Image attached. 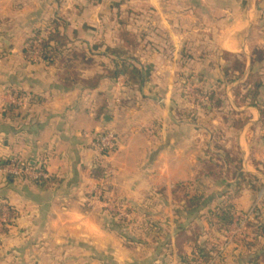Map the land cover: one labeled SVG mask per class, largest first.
I'll return each mask as SVG.
<instances>
[{"label": "crops", "instance_id": "0c3cea01", "mask_svg": "<svg viewBox=\"0 0 264 264\" xmlns=\"http://www.w3.org/2000/svg\"><path fill=\"white\" fill-rule=\"evenodd\" d=\"M119 1L0 0L1 218L7 215L0 264H144L112 228L103 195L99 201L93 191L110 175L107 188L123 203L141 207L160 191L168 198L177 183L199 174L211 143L241 162L239 174L264 182V0H153L156 15L174 16L171 28L160 26L170 31L171 53H143L139 77L121 89L110 80L94 90L67 89L54 67L28 53V43L55 20L67 21L68 34L87 46L121 48L113 22ZM196 15L200 29L183 20ZM193 30L208 32L201 44L215 48L214 59L196 60L198 71L189 64L195 59L172 53L174 37ZM181 39V46L191 45ZM223 53L246 61L235 82H228ZM251 73L262 81L255 106L235 95ZM179 83L202 95L215 92L224 103L206 112L184 106ZM105 130L117 134L119 146L99 159L91 142ZM14 157L41 166L48 181L6 176L1 164Z\"/></svg>", "mask_w": 264, "mask_h": 264}, {"label": "rangeland", "instance_id": "374dc122", "mask_svg": "<svg viewBox=\"0 0 264 264\" xmlns=\"http://www.w3.org/2000/svg\"><path fill=\"white\" fill-rule=\"evenodd\" d=\"M91 1H95L97 4L105 2V0ZM152 1L120 0L114 4L116 9L113 22L117 29L116 38L119 40L123 30L129 32L134 39V46L129 51L106 47L103 43L100 45L99 42L94 47L87 46L84 42L77 41L76 36L68 34L67 21H62L60 23L61 33L66 35L69 43L64 54H58V60L63 57L71 59L74 71L85 80H91L100 75L103 76L101 83L105 80L115 81L118 89L132 84L133 80L139 77L143 66L141 60L143 53L146 51L147 53L154 51L171 53L170 31L168 29L163 31L161 27L171 28L168 19L174 18V16L156 15L151 4ZM184 17L186 19L183 18V20L191 22L193 27L201 28L199 25L201 16ZM181 33L182 36L174 37L176 47L172 48L174 50L172 53L174 54L176 51L178 57H180V53H184V57H188V60L195 59L192 64L189 63L193 71L200 69V64L195 63L196 60L214 59L212 55L215 53V48L212 45L201 44L202 39L209 38L208 32L193 30L187 34L186 32ZM42 35L47 36V34ZM42 35L35 37L41 39ZM101 37H105V35ZM182 37H187L191 45L181 46ZM75 39L76 41H74ZM30 44L27 45L28 53L39 59V42H34L32 51L29 49ZM74 51L84 53L86 59L81 57L73 59L72 52ZM178 65L180 66V63ZM62 68L63 72L67 71L64 65ZM124 70H127L125 71L127 75ZM118 71H122L124 74L114 77ZM181 80H186V78L182 77ZM178 87L184 106L190 104V106L201 108L203 112H206V107L211 106L208 95L200 94L193 84L188 83L186 88H182L184 86L179 83ZM216 100H219L221 104L224 103L221 97ZM213 105L215 104L213 103ZM218 109L215 108L216 111ZM104 132L107 131H102L98 135ZM113 133L116 135L117 146H119L117 134ZM208 149L211 155L209 160L219 162V165L224 169V175L219 181L204 180L202 182L198 176H195L187 182L177 183L170 197L167 198L165 193L160 191L154 199L151 198L152 200L147 201L141 207L123 203L112 197L113 194L107 188L109 184L111 185L110 175L107 185L98 186L93 191L95 197L100 199L99 201H102L101 195L105 198L103 200V202L106 201L104 211L109 216L112 214L110 218L116 223V225L112 223V228L121 236L122 242L132 253H135L140 262L153 264L155 261V264H167L174 259L172 264L182 263L175 246V236L180 226L187 229L188 235L193 236L194 233L198 235V244L210 251L211 256V260L204 263L198 254V248L191 243L184 249L188 263L183 262L182 264H222L223 261L225 262L227 259L233 261L234 258H237L241 264H249L250 254H254L257 250H264V232L261 230V226L264 224V182L258 177H250L244 173L239 174L241 162L235 161V156L228 157L227 152L219 150L215 144H208ZM116 151L114 149L110 154L113 155ZM202 193L206 195L208 202L193 216H187L183 211L186 201L188 198ZM253 200L255 201L253 202ZM168 201L171 202V206H167ZM255 202L256 206H254ZM163 204H166L165 208L160 207ZM228 205L233 206V223L228 229L221 230V226L218 225L211 212Z\"/></svg>", "mask_w": 264, "mask_h": 264}, {"label": "trees", "instance_id": "16d2710c", "mask_svg": "<svg viewBox=\"0 0 264 264\" xmlns=\"http://www.w3.org/2000/svg\"><path fill=\"white\" fill-rule=\"evenodd\" d=\"M119 41H121L122 44L121 49H125L126 51H129L131 47L134 46L133 36L126 30H123V32H121ZM34 42H39L38 46L40 52V60L47 66L54 67L57 70L58 82L62 86L67 89L73 88L75 86H81L83 88L91 90L97 89L99 87L103 76L98 75L91 80H85L81 78L77 72L74 71L73 65L71 64V59L63 57L62 59L58 60V54H64L65 49L69 43L66 35L62 34L60 31V22L58 20L52 22L46 37H43L41 39L35 38L32 40L29 46L30 51L33 50ZM72 53L73 59H77L79 57L86 59V55L84 53H79L78 51H74ZM222 59L229 64L226 70L228 75V82H235L244 75L246 61L243 57L229 53H223ZM63 65L67 70L65 72H63ZM125 71L127 70H124V73L126 74ZM124 73H122V71H118L114 74V77H117L120 74ZM261 87L262 81L260 75L251 73L247 81L245 82L244 87H238V89L236 90V98L242 104L255 106ZM208 101L211 103L212 109H218L221 106L220 101L216 100L215 92H212L208 96ZM213 103L215 105H213ZM261 114L264 118V110H261ZM243 123L244 121L239 123L237 127L243 126ZM7 162L8 160L6 161V163L2 162L1 167L4 168ZM223 170L224 169L221 165H219V162L215 160L213 161L205 159L200 162V171L197 176L201 179L202 182H204V180L219 181L224 175ZM101 175L102 174H100L99 177H101ZM47 181L48 180H39L38 182L46 183ZM206 202H208V199L204 193L188 198L186 204L183 206V211L187 216H193L196 211L200 210V208L206 204ZM232 212L233 206L228 205L224 208H219L216 211L211 212V214L213 218L217 220L218 225L221 226V230H224L228 229L233 223ZM3 213L4 207L0 206V218ZM12 215H14L13 211ZM9 223L11 222L9 221ZM113 224L116 225L114 221ZM261 228V230L264 232V224H262ZM191 243L198 248V254L202 258L203 262L208 263L211 260L210 251L206 250L204 247L198 244V235L194 233L193 236H190L188 235L187 229H185V227L183 226H180L175 236V246L177 248V255L182 263H188V258L184 249L188 244ZM249 257H251V261H249V264H264V250H257L254 254H250Z\"/></svg>", "mask_w": 264, "mask_h": 264}, {"label": "built area", "instance_id": "2783aa9c", "mask_svg": "<svg viewBox=\"0 0 264 264\" xmlns=\"http://www.w3.org/2000/svg\"><path fill=\"white\" fill-rule=\"evenodd\" d=\"M21 106V103H18ZM117 146L116 135L107 131L102 134L97 135L91 142L92 150L97 154L99 159H105L109 156L111 151H113ZM2 172L6 176L11 177H27L34 180H46L48 179L47 173L39 165L33 166L30 161L23 159L22 157L11 158L6 166L3 168ZM7 215H4L0 221V229L5 226Z\"/></svg>", "mask_w": 264, "mask_h": 264}]
</instances>
